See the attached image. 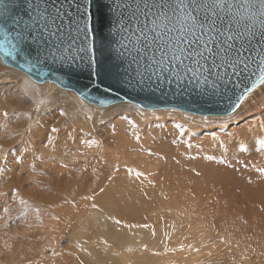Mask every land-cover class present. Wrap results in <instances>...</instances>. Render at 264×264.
<instances>
[{"label": "rangeland", "instance_id": "rangeland-1", "mask_svg": "<svg viewBox=\"0 0 264 264\" xmlns=\"http://www.w3.org/2000/svg\"><path fill=\"white\" fill-rule=\"evenodd\" d=\"M0 66L2 67L0 69V85H3L0 87V94L15 84L9 75H4V70L18 76L19 82L17 83L19 85H23L22 82L24 81L28 84L42 85L16 69L6 68L1 62ZM58 91L59 95L70 93L80 98L73 91L59 88L56 85L53 92ZM11 94H6L8 96L5 98L10 99L7 109L10 119L5 127L12 131L10 136L20 135L29 127L39 128L40 126L42 133L48 134H52L49 131L51 127L61 129V126L56 125L55 118L53 119L51 116L50 106L48 109L38 103L33 102L31 104L30 100H17L15 95ZM12 105L14 107H11ZM3 109H0V112ZM95 109L109 114L107 117L99 118L97 130L100 131L106 124H110V134L115 140L107 144L109 150L103 153L104 156L107 155L104 159L106 162L104 166L107 168L106 174L111 173L114 168L111 166L113 159H116L119 174L111 182L107 180V175L103 177L104 179H101L96 191L98 192L100 187H106L105 193L98 194L94 201H87L88 205L93 202L100 205L103 212H91L88 216L89 225L84 230L81 228L82 221L81 224L78 221L72 224L66 221V227L58 240L59 251H75L73 245L77 240L84 244L89 252L106 250V244L102 242L101 238L107 244L110 239V242L122 241L124 244L127 241L142 240L143 245L138 246L139 248L135 251L127 250L125 252L129 257L127 258L128 262L133 257H138L134 261L135 263L139 258L147 259L152 255L153 260L150 264H163L164 259H171L172 264H264V176L251 167L253 164L257 167H264V156L249 151H225L218 148L216 141L213 140L215 135L216 137L227 138L231 143L232 133L248 128L250 123L256 125L258 121L264 120V112H262L264 109V86H258L252 93L248 94L247 99L238 110L226 115H198L170 108H143L142 111L141 107L128 102H119ZM138 113L146 114L145 124L149 125L148 130L142 128ZM1 116L3 117V115ZM125 116L133 120L138 126L137 130L141 135L139 142L132 139L130 135L131 126L127 120L122 119ZM144 117H142V121L145 119ZM36 122H39L38 125ZM177 124L185 127V133L179 132V129L175 127ZM113 126H115L114 131ZM225 129H227L226 133ZM87 130L88 139H96V137H91L92 134L88 127ZM174 140L176 143H173ZM53 142L62 143L63 139L57 137L54 138ZM110 149L112 150L110 151ZM148 149L157 155L149 156L147 154ZM207 156L214 158L209 160L205 158ZM245 163L250 166L243 167L242 165ZM229 164L232 167H229ZM126 166L144 172L145 175L140 180L133 182L127 178ZM200 168H203V171ZM195 172H199L200 175L197 176ZM119 175L123 176L122 183L126 184L125 186L128 184V181H125L127 179L133 184H128L127 187L123 188L122 183H120L121 186L115 182L119 179ZM16 179V175H9L7 178L2 177L0 179V191L8 190L10 192V189L15 187L13 184H15ZM44 180L40 181L41 193H46L49 190L48 192L52 191L55 196L58 195V198L62 192L69 193V188L66 187L64 181L61 184H55L51 181L52 184ZM141 181L146 186L140 185ZM30 182L26 179L24 182L25 189L30 186ZM45 184L48 185L44 186ZM88 184H91L90 175H88ZM118 187L120 189L122 187V196H118V191H116L119 189ZM33 188L36 189L34 186ZM109 189L112 192H109ZM115 191L117 196H115ZM132 196L152 197L149 207L138 208L128 214L139 218L137 222L132 219L129 220L128 216L117 212L118 206L115 200L120 198L121 201L129 202L133 198ZM80 197L77 198L75 208L82 206L79 205L81 204ZM59 201L62 205L59 208L63 211L72 212L75 209L71 204H62L64 199L61 198ZM5 203L14 204V201L9 197ZM81 208L83 211L84 207ZM42 212L44 213V211ZM3 215L4 212L0 211V231L19 236L24 231L29 230L26 227L29 223L28 218L22 219L23 221L10 222L4 226L1 223ZM56 215L61 216V221L57 222L60 226L57 225L56 227L55 224L56 229L54 231H61L62 223H64L63 216L61 213ZM100 216H114L126 225L147 224L149 227L118 226L108 219H101L97 222L96 218ZM244 221L247 223L245 224ZM43 225L47 228V224L43 223ZM34 228L40 227L34 225ZM153 232L155 235L152 234ZM220 236H224L225 240H229L231 243H221ZM85 241L87 243H84ZM213 242L216 244L215 248L211 247ZM181 244L185 245L183 250L180 249ZM188 244L199 248V252L189 249ZM173 249L175 250L173 251ZM112 250L118 251L114 248ZM210 252L211 256L209 255ZM242 253H246L248 259L241 261ZM77 254L84 261V264L101 263V258H93L86 253L78 252ZM0 262L7 264L9 260L4 259L0 254ZM72 264H75L74 259Z\"/></svg>", "mask_w": 264, "mask_h": 264}, {"label": "snow or ice", "instance_id": "snow-or-ice-1", "mask_svg": "<svg viewBox=\"0 0 264 264\" xmlns=\"http://www.w3.org/2000/svg\"><path fill=\"white\" fill-rule=\"evenodd\" d=\"M107 7L114 17V21L110 23H113V26L117 24L119 26L121 47L129 53H135L132 59L136 69L132 79L139 85L150 87L154 84L156 87H161L165 82L169 85L175 82L182 88L194 85L201 96L211 97L219 94L221 86L227 91L228 85L235 80H251V86H246L236 97V101L230 105L233 112L241 107L249 93L258 86H264V0H113ZM87 11V8L82 7L80 0H0V23L10 24L14 29H19L14 37L17 43L8 42L7 47L0 44V51L7 56H13L21 51V46L25 49H33L34 46L35 58L38 61L49 57L56 59L57 54L62 61L74 60L76 57L71 56L70 53L85 51L84 48L76 47L77 41L82 35L86 39L92 34L91 17L87 15ZM235 86L239 87V85ZM43 102V100L40 101V103ZM100 103L103 104L105 101ZM60 114L65 115L63 110ZM2 115L7 117L9 113L4 111ZM88 118L91 119V117ZM122 119L127 120L131 126L132 139L139 142L141 135L136 123L127 116ZM36 123L38 125L39 122ZM175 127L181 134L186 131L183 125L177 124ZM114 130L115 126H113ZM28 131L32 132V127H29ZM49 131L56 133L59 129L51 127ZM226 132L227 129H225ZM213 140L216 141L218 148L225 151H249L264 156V120L258 121L256 125L250 123L248 128L232 133L231 143L227 138L215 135ZM173 143L176 141L174 140ZM49 144H52L55 151L56 146L50 135L47 136L43 147L47 149ZM80 144L86 148L99 146V142L94 138L81 139ZM147 154L157 155L151 149L147 150ZM8 155L7 150L0 151V175L6 171ZM33 155L35 159H40L39 156H35L34 150ZM79 157H83L87 162L86 153H79ZM205 158L211 160L214 157ZM50 159L61 169L69 168V164L63 157L52 155ZM71 159L75 162L78 156L71 154ZM14 161L18 166L23 165L24 157L15 155ZM228 166L232 167L231 164ZM242 166L247 168L250 165L245 163ZM29 167L35 170L34 163ZM251 167L264 176V167H257L255 164ZM126 171L127 178L133 182L145 175L144 172L127 168V166ZM118 172L119 168L114 167L107 175V180L113 181ZM195 174L200 175L199 172ZM92 175L99 179L96 168L92 169ZM51 179L55 182V173H52ZM141 183L143 184V181ZM105 191V187H100L97 192L96 182L93 180L92 188L80 199L91 202L98 194ZM9 196L15 205L5 203ZM63 203L76 207L74 200L65 198ZM0 205H2L0 211L4 213H9L15 207L16 216L10 217V220L16 218L26 220L32 214L38 221L35 226L44 227L40 220L41 209L20 197L15 187L11 188L10 192L0 191ZM50 207L58 208L60 205H50ZM85 207L103 212L100 205L94 202L90 205L86 204ZM47 214L53 221H61L60 215ZM96 219L97 222L101 219L112 220L118 226L149 227L147 224L126 225L114 216H100ZM244 223L246 224L247 221ZM26 227L31 230L34 225L29 222ZM52 230L54 231L55 228ZM152 234L155 235V232ZM101 240L106 244L103 238ZM219 240L224 244L231 243L225 240L224 236H220ZM54 242L53 238V242L41 251H49L54 259L65 257L64 264H72L73 259L75 264H84L78 252L92 256V253L78 240L73 245L75 251L67 252L57 251L53 246ZM184 247V244L180 245L181 250ZM187 247L195 252L200 250L192 244H188ZM211 247L215 248L216 244L213 242ZM128 250L131 251V249ZM209 255L211 256V252ZM240 259L246 260L248 256L242 253ZM27 264H34V262L29 259Z\"/></svg>", "mask_w": 264, "mask_h": 264}, {"label": "bare ground", "instance_id": "bare-ground-1", "mask_svg": "<svg viewBox=\"0 0 264 264\" xmlns=\"http://www.w3.org/2000/svg\"><path fill=\"white\" fill-rule=\"evenodd\" d=\"M5 67L10 68L8 66H5ZM1 68L2 67L0 66V69ZM3 73L4 75H9L12 78V80L15 82V84H12V86L6 89L4 92L2 91V93L4 94L2 93L0 94V109L4 108L3 111H1L2 113L4 111H7L9 113V110L7 109H8V104H9L10 99H5V98L8 96L6 94L13 93L11 95H15V98L17 100H24V99L30 100L31 104L33 102L38 103L40 106H44V108L45 107L48 108L50 106L51 109L49 108L48 109L52 112L51 116L53 117V119L55 118L56 125L61 126L60 127L61 129L58 128L59 131L54 133L53 135V133L52 134L42 133V128L39 126V128L33 127L32 132H29L28 129L25 131L23 130L24 132L20 130L22 134L20 135L18 134L16 136H10L12 131L5 128L6 123L10 119L9 117L10 114L4 118V116L3 117L1 116L2 113L0 112V151L7 150L9 152L8 162L5 165L6 171L2 175H0V179H2V177L7 178L9 177V175H16L17 179L15 181V184L13 185H15L16 189H19L18 190L19 196L28 200L30 204L34 206H38L42 211H44V213L42 211L40 213V220L45 225L47 224L46 225L47 228L45 226H44L45 228H42V227L34 228L33 227L31 230L24 231V233L19 236L13 235L8 232L0 231V254L4 259L9 260L7 264H27V261L29 259H31L34 262V264H64L65 257H58L54 259L51 256L49 251L47 250L41 251V250L46 249V246L52 243L53 238H54L55 242L53 246L56 248L57 251H59L58 240L62 236V232L64 228L66 227V221L71 224L77 221L81 224V221H82L83 225L81 228L82 230H84V228H86L87 225H89L90 220L88 216L90 215V213L91 212L99 213V211L93 210L90 207H85V205L87 204V201H82L81 199H80L81 204L79 205H82L84 207L83 211L81 208L82 206L80 207L78 206L77 208L73 209L72 212H69L67 210L63 211V209H60L59 207L58 208L50 207V205H60L59 200L61 198L62 200L65 198L69 200L74 199L75 202H77V198L79 196L85 195L86 193H88L89 189L92 188L93 180H95L96 188H98L99 182L101 181V179L107 175L106 174L107 168L104 166L106 163L104 162V159H106L105 157L107 155L104 156L103 153L106 150H109L107 144L115 140L113 136L110 134V130H109L110 124H106L102 130L98 131L97 122L98 120H100L99 118L107 117L109 114L102 113L96 110L95 108H98V107L92 104L90 105V103H88L87 101L85 102V100H82V98L81 99L77 98L76 96L71 95L70 93L59 95L60 94L59 91L53 92L56 84L52 82L46 81L44 83H41L42 84L41 86H37L35 84L24 83L25 82L24 81L22 82L23 85H19L17 83L19 82L18 76L12 75L6 70H4ZM7 90L9 91L7 92ZM41 100H43L44 102L40 103ZM11 107H14V106L12 105ZM141 109L142 111L144 110L143 108ZM61 110H63L65 115L60 114ZM138 115L140 117V124L142 125V128H145V130L146 129L148 130L149 125L145 124L146 119H147V116H145L146 114L138 113ZM88 117H91V119H89ZM142 117L145 118L143 121H142ZM87 127L91 131V134H92L91 137H96L95 140L99 142V146H93L92 148H86L84 145L80 144L81 139H88L89 133H88ZM49 135L52 137V141L54 140V138H57V137L58 138L61 137V140L63 139L62 143L61 142L55 143V146H56L55 151H53L52 144H49V148L47 149L43 147V144L46 141L47 136ZM33 150H34L35 156H39L40 159H35L33 155ZM111 150L112 149H110V151ZM81 152H84L87 154V162H85L83 157H79V153ZM65 153H68L69 155L65 156L64 155ZM71 154H76L78 156V159L75 162L72 161ZM115 154L116 152L114 153V155ZM15 155H22L24 157L23 165L18 166L15 164V161H14ZM52 155H56L57 157H63L65 159V162L69 164V168L61 169L58 164H56L53 160L50 159ZM109 155L111 156L112 154H109ZM111 162H112L111 163L112 167H117L116 159H113V161ZM121 162L123 163V160ZM33 163L35 164L34 171L29 167V165ZM93 168L97 169V173L99 175L98 180L96 179V177L92 175ZM200 169L203 171V168H200ZM45 173H47V175H45ZM52 173L56 174L55 182H53L51 179ZM88 175H90V179H91L90 185L88 184ZM122 177L123 176H120L118 180H115V182H118L119 184L122 183L123 182ZM26 179L30 180L31 182H30V186L25 189L24 182L26 181ZM43 179H45L46 182L48 183L52 181L55 184H61V182L64 181L66 187L69 188V193L60 192L61 196L59 198L57 197L58 195L55 196L51 190H50L51 192H48L49 190H47L46 193H41L40 192V189H41L40 181L41 180L43 181ZM125 181H128L127 182L128 184H133L132 181H130L129 179ZM122 184L124 185V183ZM46 185L48 184H45L44 186ZM125 185L124 186L121 185V186L123 188L127 187ZM140 185L146 186L144 182L143 184L141 183ZM33 186L36 189H34ZM57 187L59 186L57 185ZM118 188L120 189V187ZM119 189L116 190L118 191L117 192L118 196L122 194L121 189H120V192H119ZM36 190H38L39 192ZM112 190L114 191V189ZM57 191H60V190H57ZM110 191L111 190L109 189V192ZM116 191L114 193H116ZM117 193L115 196H117ZM128 199L130 198L128 197ZM115 201H117L118 214L119 212H121L122 214H125L126 216H128L129 220L132 219L133 221L137 222L139 218L132 217L131 215H128V214L136 211L138 208L144 209L146 207H149V205L152 202V197L139 198L136 196L130 199L129 202L121 201L120 198L116 199ZM12 205H15V202L14 204L12 203ZM61 206L62 205H60V207ZM47 213H51L52 215L61 213V215L63 216V220H64V223H62L63 227L61 228V231L52 230L53 228L56 229L58 224L56 221H52L51 216L48 215ZM15 216H16V212H15V207H14L9 213H4L1 223L5 226V225H8L10 222L23 221L22 219H19V218H16L14 220L9 219L10 217H15ZM27 218L29 222H31L33 225H36V223H38V221L34 218L32 214H30ZM74 218H75V221H73ZM46 221L48 223H45ZM55 224H56V227H55ZM23 236H26L27 238H22ZM3 238L5 239L3 240ZM110 240L107 241L108 244L106 243L105 245L106 250L100 251V252L98 251L91 252L93 258H96V259L101 258L100 264H131V263L132 264H150V262H152L153 260V257H151L152 255H150L149 257H147V259L139 258V260H137L135 263L134 261L138 257H133L130 262L127 261V258L129 257H127L128 254L125 252H127L128 249L135 251L137 248H139L138 246L143 245L142 240H137L134 242L127 241L125 244L122 241L110 242ZM112 248L118 251L117 252L113 251ZM1 262L0 264H3ZM163 264H172L171 259H164Z\"/></svg>", "mask_w": 264, "mask_h": 264}, {"label": "water", "instance_id": "water-1", "mask_svg": "<svg viewBox=\"0 0 264 264\" xmlns=\"http://www.w3.org/2000/svg\"><path fill=\"white\" fill-rule=\"evenodd\" d=\"M80 2L91 17L92 34L86 39L82 35L77 41L76 47L84 48L85 51L70 53L76 59L62 61L57 54L56 59L49 57L38 61L34 46L33 49L21 46V51L13 56L0 51V62L24 73L36 83L49 81L59 88L73 91L97 107L128 102L145 109L171 108L198 115H226L233 112L230 105L236 101V97L246 86H251V80H235L228 85L227 91L221 86L219 94L211 97L201 96L194 85L182 88L175 82L171 85L165 82L161 87L154 84L150 87L141 86L132 79L136 69L132 59L135 53H129L121 47L119 26L110 23L114 17L107 5L113 0ZM18 30L10 24L0 23V44L7 47L8 42L17 43L14 37ZM101 101L105 103L101 104Z\"/></svg>", "mask_w": 264, "mask_h": 264}]
</instances>
